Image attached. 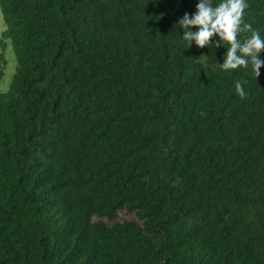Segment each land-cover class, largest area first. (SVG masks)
<instances>
[{
  "label": "trees",
  "instance_id": "16d2710c",
  "mask_svg": "<svg viewBox=\"0 0 264 264\" xmlns=\"http://www.w3.org/2000/svg\"><path fill=\"white\" fill-rule=\"evenodd\" d=\"M199 2L0 0V264H264V66L187 47Z\"/></svg>",
  "mask_w": 264,
  "mask_h": 264
},
{
  "label": "clouds",
  "instance_id": "9594fccd",
  "mask_svg": "<svg viewBox=\"0 0 264 264\" xmlns=\"http://www.w3.org/2000/svg\"><path fill=\"white\" fill-rule=\"evenodd\" d=\"M248 7L246 0H222L217 6L212 5V0H200L196 5L195 14L189 16L185 13L177 22V26L183 30L182 39L189 47L193 42L197 48L210 46L213 36L219 37L220 47L227 45V51L222 64H217L223 70L247 68L249 64L257 78L264 61L259 55L264 51V38L260 32L254 30L249 23L243 22V14ZM192 28L198 29L196 32ZM250 32L251 35L243 41L237 38L238 33ZM237 95L243 99L247 92L240 81L235 83Z\"/></svg>",
  "mask_w": 264,
  "mask_h": 264
},
{
  "label": "rangeland",
  "instance_id": "374dc122",
  "mask_svg": "<svg viewBox=\"0 0 264 264\" xmlns=\"http://www.w3.org/2000/svg\"><path fill=\"white\" fill-rule=\"evenodd\" d=\"M5 25L2 19L0 12V34L4 31ZM6 45L3 50L0 49V54H3V57L6 61V65L3 71V76L0 79V93H5L8 91L12 77L16 69V60L13 54L11 44L8 40L5 41ZM134 219V215L131 213L122 210L119 212V220H130Z\"/></svg>",
  "mask_w": 264,
  "mask_h": 264
}]
</instances>
